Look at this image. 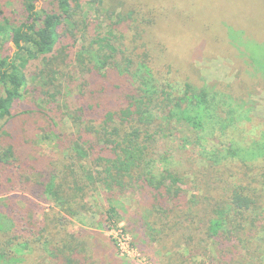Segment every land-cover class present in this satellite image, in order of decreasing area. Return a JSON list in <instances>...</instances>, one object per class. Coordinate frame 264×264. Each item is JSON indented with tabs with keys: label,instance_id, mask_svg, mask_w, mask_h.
Returning <instances> with one entry per match:
<instances>
[{
	"label": "trees",
	"instance_id": "1",
	"mask_svg": "<svg viewBox=\"0 0 264 264\" xmlns=\"http://www.w3.org/2000/svg\"><path fill=\"white\" fill-rule=\"evenodd\" d=\"M39 1L20 0L17 19L0 9V264H24L32 249L48 254L53 264L93 263L98 246L88 231L70 233L68 226L92 212L86 199L98 190L107 206V228L124 219L132 246L144 253L145 244H155L162 264H204L195 257L210 250L209 264H262L255 237L264 231V131L243 140L237 129L249 120L243 103L188 80L161 79L153 58H159L160 45L150 50L143 43V53L132 57L117 31L138 16L146 22L142 15L133 17L132 5L106 12L105 26L97 23L91 31L82 4L98 15L105 0H43L38 8ZM10 42L11 56L6 55ZM245 52L235 64L240 61L264 81V61L253 62ZM73 65L83 78L77 103L59 109L61 124L52 116L39 129L57 151L22 147L17 131L2 130L16 116L37 112H15L18 99L39 91L50 110L47 105L56 103L62 86L74 78ZM239 80L246 85L248 78ZM64 119L75 131L61 128ZM180 127L195 133L201 155L223 163L207 182L215 196L201 208L183 186L185 174L169 167L165 143ZM207 128L230 133L233 141L211 154L202 143ZM125 196L129 205L120 201ZM42 202L52 206L42 210Z\"/></svg>",
	"mask_w": 264,
	"mask_h": 264
},
{
	"label": "rangeland",
	"instance_id": "2",
	"mask_svg": "<svg viewBox=\"0 0 264 264\" xmlns=\"http://www.w3.org/2000/svg\"><path fill=\"white\" fill-rule=\"evenodd\" d=\"M122 3L123 8L131 5L135 8L137 15L133 17L142 15L149 19L140 22L142 17L138 16L137 22H127L118 26L117 31L124 34L121 41L131 51L132 57L143 53L145 50L141 45L143 43L148 44L150 50L160 45V51H156L159 58L155 56L153 58L154 61H158L154 64L156 66L154 72L161 76V79L168 77L180 82L188 80L195 87H207L209 90L229 93L236 104L243 103L241 109L249 118L238 124L237 129L242 133L241 135L238 132L239 135L246 141H249V138H258V133L264 131V81L256 78V74L240 61L239 65L235 64V59H244L247 51L249 55L255 57V60L250 58L253 62L264 61V0H105L101 14L98 15L94 13L93 6L82 4V10L91 23L90 30L92 31L97 23L105 26V13L112 10L122 11ZM43 5V0L37 2L38 8H42ZM20 8V0H0L3 14L12 19L19 17ZM129 9L131 8L128 7L127 10ZM136 28L142 31L141 37L136 35ZM84 42L87 41L75 43V50ZM14 52L13 44L8 43L6 55L11 56ZM72 69L70 73L74 78L68 79L67 84L62 86L57 102L47 105L50 110L45 108L44 97L39 91L24 93L18 99L15 112L22 113L29 108L37 112L29 114L25 112L22 116H16L5 124L2 130L17 131L19 138L16 142L22 147L44 154L55 153L57 150L54 141L42 137L43 133H40L39 129L47 126L49 117L53 116L60 122L58 118L62 111L59 109L64 104L73 106L77 103L83 78L82 73L76 70L74 65ZM240 76L248 78L244 81L247 82L246 85L240 82ZM118 78L113 74L114 80ZM233 84L237 86L233 88ZM64 120L66 125L61 128L66 129L68 133L75 131L69 121ZM218 129L212 130L211 133L210 128H207L202 132L206 138L202 140L203 146L211 154L214 150L226 148L233 141L230 133L223 134ZM3 140L8 138L3 136ZM165 146L171 150L168 158L169 167L174 172L185 174L183 186L187 188L188 196L195 197L196 208L211 202L209 196L215 194L208 192L207 182L210 173L221 170L219 167L223 163H212L201 155L195 133L186 127H180L174 137L167 140ZM86 201L92 206V212L80 214L72 219L68 232L75 233L80 228L88 231L91 242L98 246L97 250H93L96 258L91 260L93 262L91 264H162L155 244H145L144 253L132 246L130 234L124 229L126 222L124 219L111 229L107 228L108 224L105 222L107 206L102 191H95ZM120 201L124 205L131 203L130 196L122 197ZM41 206L42 210H47L52 204L42 202ZM126 242L134 248L133 252H125ZM255 248L260 259L264 260V231L256 235ZM32 250L30 260L24 264H34L33 262L53 264L48 254ZM209 253L205 257H195V262L209 264L210 258L214 256L212 250Z\"/></svg>",
	"mask_w": 264,
	"mask_h": 264
},
{
	"label": "built area",
	"instance_id": "3",
	"mask_svg": "<svg viewBox=\"0 0 264 264\" xmlns=\"http://www.w3.org/2000/svg\"><path fill=\"white\" fill-rule=\"evenodd\" d=\"M126 245H127V250H125V252H133L134 251V248L132 246H130L128 244V242H126Z\"/></svg>",
	"mask_w": 264,
	"mask_h": 264
}]
</instances>
